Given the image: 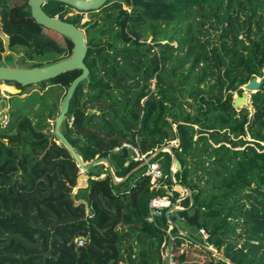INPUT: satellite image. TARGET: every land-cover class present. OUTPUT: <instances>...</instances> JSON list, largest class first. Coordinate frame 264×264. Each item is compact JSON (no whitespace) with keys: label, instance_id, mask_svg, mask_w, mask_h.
<instances>
[{"label":"trees","instance_id":"16d2710c","mask_svg":"<svg viewBox=\"0 0 264 264\" xmlns=\"http://www.w3.org/2000/svg\"><path fill=\"white\" fill-rule=\"evenodd\" d=\"M27 1L0 0L8 51L48 54L47 64L68 56L71 42L38 25ZM42 10L86 27L90 82L85 98L83 85L76 89L63 131L83 161L112 155L121 178L141 164L123 165L124 144L146 157L169 145L172 155L154 160L164 159L169 174L173 156L176 183L190 191L177 213L189 239L173 243L175 264H264V79L249 106L233 107L234 93L264 76V0H107L99 11L72 16V7L50 1ZM3 53L0 38V62ZM79 75L37 84L50 87L28 96L20 115L12 108L0 128V151H17L0 158V264H163L168 220L165 209L156 225L147 221L149 201L160 192L150 189L146 167L116 186L104 171L77 188L76 162L45 137L47 120H56ZM63 77L70 80L59 84ZM25 119L35 137L5 145L2 139L24 133Z\"/></svg>","mask_w":264,"mask_h":264},{"label":"water","instance_id":"95a60500","mask_svg":"<svg viewBox=\"0 0 264 264\" xmlns=\"http://www.w3.org/2000/svg\"><path fill=\"white\" fill-rule=\"evenodd\" d=\"M50 1L61 2L67 6L72 7L75 11L80 13L99 11L107 2V0H28L27 4L30 8L32 19L46 30L57 33L69 40L73 46L71 53L65 58L44 66H33L32 63L17 64L19 58L16 56V54L10 53L8 51L9 38L5 36L0 30V38L2 39L4 46L3 55H9L12 57V61L8 65H0V82H12L21 87H28L54 79L64 73L80 71V75L71 82L66 90L65 95L63 96V99L60 103L59 113L54 123L53 135L51 136L49 141L50 143H52V141H55L56 144L65 148L76 162L77 167L81 169L82 172L79 173L77 177V188H86L87 176L91 172L99 171L100 168L106 169L112 180V184L116 186L124 182L139 168L145 167L146 164L149 161L153 160L160 152L168 151L171 154L172 152L169 146L156 149L153 153H151V155L146 159L145 162H142L138 167L128 172L122 178H117L116 176V173L121 171V167L112 155H109L108 157H99L91 161H83L80 153L69 143V141L63 134V128H65L66 114L68 112L70 101L73 98L76 89L79 85L82 84L84 91L83 98H85V94L90 82L89 70L84 63L88 51V45L85 35L86 27L78 28L71 23L60 20L57 17H49L42 10V5ZM263 79L264 76L262 78H253L250 82L241 87V95H237L233 98V107L236 110L245 107L250 102L251 94L259 90L260 86L262 85ZM1 86L3 88V91L9 95H16L20 92V90L17 91L13 87V85ZM5 107V101L1 100L0 122H5V120L7 119ZM88 114H93V112L89 111ZM119 159L124 161L128 160L127 148L123 147L121 149V155L119 156ZM172 161L175 164V171H177L180 168V164L177 160L174 159V157ZM126 164L127 162H125L124 166ZM94 169L97 170L93 171ZM180 187L187 192L188 196H190V191L188 188L183 186ZM173 209V206H171L165 211V217L167 218V220H170V222H172L173 220H171L169 214L173 211ZM181 210L178 209L177 211Z\"/></svg>","mask_w":264,"mask_h":264},{"label":"built area","instance_id":"2783aa9c","mask_svg":"<svg viewBox=\"0 0 264 264\" xmlns=\"http://www.w3.org/2000/svg\"><path fill=\"white\" fill-rule=\"evenodd\" d=\"M0 30H1V20H0ZM123 147L127 148L132 152V155L127 160V166L129 162L132 160L134 162H145L148 157H146L147 154H142L138 148H135L133 146L124 144ZM117 150V149H116ZM170 173H166L164 169L160 166L159 162L156 160H151L146 164V170L144 173V176L149 177L150 179V189L154 190L156 192H160V194H156L150 201L148 205V217L147 221L151 224L156 225V221L158 218H160L164 210L173 206V211L170 212L169 216L171 217L172 222L168 220V227L165 231L166 234V240L162 245V263L163 264H175L174 256H173V243L178 241H186L189 239V235L183 230L181 226H177L176 219L178 218L181 222H183V218H181L177 213L178 209H183L180 207L179 202L182 198L188 196L187 192L180 187L176 183L174 174H175V164L172 161L170 165ZM81 169L79 168V173H81ZM100 175L99 177L96 176H88L87 180H98L102 179L106 176ZM171 182V185H167V181ZM174 192L178 194L175 203H171V198L173 197ZM174 214V215H172ZM176 231V233H175ZM199 237L204 241V245L206 246V249L212 253V256L215 258L219 257V254L217 253L216 249L212 246L208 245L205 241L207 238V234L203 230H199L198 232ZM78 245L83 244V240L79 239L77 240Z\"/></svg>","mask_w":264,"mask_h":264},{"label":"rangeland","instance_id":"374dc122","mask_svg":"<svg viewBox=\"0 0 264 264\" xmlns=\"http://www.w3.org/2000/svg\"><path fill=\"white\" fill-rule=\"evenodd\" d=\"M76 14V11L75 10H72L68 15L69 16H72V15H75ZM90 15H84L83 16V19H82V23L87 21L89 19ZM150 40H148L149 42ZM174 46H176V43H174ZM185 47H184V51H185ZM182 54V53H181ZM21 61V59L24 58V60L22 61V64H26V63H32L33 66H44L47 64L48 61H51V59L49 58V55L46 54L45 56H35L33 54H31L29 57H21V56H17ZM11 61H1L0 62V65H8ZM189 66V63H186L184 65L185 68H187ZM70 80L69 77H63L62 79L59 80V84H65L66 82H68ZM1 85H6V86H9L7 83H4V82H0V101L3 100L5 101L6 103V107H5V113L7 115V119L5 120V122H0V128H3L7 125L9 119L11 120V113H12V108L14 110V112H17V115H20L21 112L23 111V109L26 107L25 106V99L30 95H33L35 93H39V94H43L44 92H46V90L49 89L50 86H46L44 88V90L42 91L41 87L39 85H31V86H28L26 87L23 91H22V94L20 97H15V98H10V95L7 94L6 92L3 91V88ZM12 86V85H10ZM17 91H19L20 89L16 88L15 86H13ZM153 87V86H152ZM21 94V93H20ZM238 94L237 93H234V97L237 96ZM35 96V95H34ZM239 96V95H238ZM28 97V98H29ZM27 98V99H28ZM12 100H14L13 104H12ZM23 100V101H21ZM250 102L246 105V106H249ZM245 106V107H246ZM250 108V107H249ZM47 122L49 123V128L48 130L45 131L46 134H48V136H45L42 134H38L37 137H40L41 139H44L42 137H47L48 139L51 138V136L53 135V129H54V123H55V120H52V119H49L47 120ZM31 124L30 123V120L28 119H25L23 121H21L20 123V127L22 129H24V133L23 134H20V133H17L15 134L13 137H11L10 139H2V142L5 144V145H8V146H12L14 144H16L20 138L22 139L23 136L25 135H28V136H31L32 138L35 137L33 132H32V129H31ZM65 130V128H63V131ZM174 143L171 142L170 145H173ZM169 146V145H168ZM167 150V149H165ZM20 152V151H19ZM168 152V151H167ZM6 154V155H3V154ZM17 151L15 149H6L4 150L3 152L0 151V158L2 156H5L4 158H10V156H12V154H16ZM169 153V152H168ZM171 154V153H170ZM172 155V154H171ZM21 158H17L15 160V166L18 167V168H21V165H20V161ZM164 159H159L157 161H159V164L161 166V163L163 162ZM173 160V156L171 157V161ZM97 169H94L93 171H96ZM89 176V175H88ZM88 181V180H87ZM76 189H74V193H75ZM174 196V195H173ZM180 206V205H179ZM181 207V206H180ZM182 211V210H181ZM174 215V214H172ZM176 224L177 226H181L183 228V222H181L178 218L176 219Z\"/></svg>","mask_w":264,"mask_h":264},{"label":"flooded vegetation","instance_id":"af4514ba","mask_svg":"<svg viewBox=\"0 0 264 264\" xmlns=\"http://www.w3.org/2000/svg\"><path fill=\"white\" fill-rule=\"evenodd\" d=\"M3 54H2V60L1 61H12V57L11 56H10L11 59L7 60V59H5V56H7V55H3ZM17 64H22V62L20 60H18L17 61ZM4 83H7V84L9 83L8 85H13L16 88L20 89V92L18 94H16V95H10V98L20 97L21 95H23L22 94V91L24 90L23 88H26V87H21V86L17 85L16 83H12V82H4Z\"/></svg>","mask_w":264,"mask_h":264},{"label":"crops","instance_id":"0c3cea01","mask_svg":"<svg viewBox=\"0 0 264 264\" xmlns=\"http://www.w3.org/2000/svg\"><path fill=\"white\" fill-rule=\"evenodd\" d=\"M173 143H174V145H176V141H172ZM128 150V149H127ZM115 151H117V150H115ZM132 155V152L131 151H128V156L130 157ZM120 160V159H119ZM118 161V160H117ZM122 161H124V160H122ZM126 162V161H125ZM125 162H124V164H125ZM159 162V161H158ZM171 163H172V161H171ZM118 164H120V162L118 161ZM123 164V165H124ZM104 171H106V169L105 168H103V169H100V175H104L102 172H104ZM107 172V171H106ZM105 173V172H104ZM88 177V176H87ZM118 178V177H117ZM122 178V177H121ZM76 192V191H75Z\"/></svg>","mask_w":264,"mask_h":264},{"label":"clouds","instance_id":"9594fccd","mask_svg":"<svg viewBox=\"0 0 264 264\" xmlns=\"http://www.w3.org/2000/svg\"><path fill=\"white\" fill-rule=\"evenodd\" d=\"M126 162H127V160H126ZM146 167V166H145Z\"/></svg>","mask_w":264,"mask_h":264}]
</instances>
